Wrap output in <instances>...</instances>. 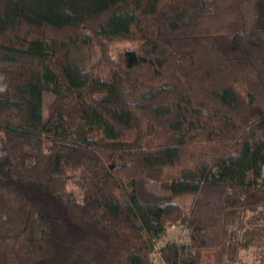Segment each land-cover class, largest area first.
Returning <instances> with one entry per match:
<instances>
[{"label":"trees","instance_id":"1","mask_svg":"<svg viewBox=\"0 0 264 264\" xmlns=\"http://www.w3.org/2000/svg\"><path fill=\"white\" fill-rule=\"evenodd\" d=\"M0 89V264H264V0H0Z\"/></svg>","mask_w":264,"mask_h":264},{"label":"rangeland","instance_id":"2","mask_svg":"<svg viewBox=\"0 0 264 264\" xmlns=\"http://www.w3.org/2000/svg\"><path fill=\"white\" fill-rule=\"evenodd\" d=\"M139 45L140 42L137 41L136 39L123 38L111 42L109 44V53L112 55H116L119 53V51H122L127 48H138ZM101 53H102L101 47L98 45H94L92 47H81L77 51V54L81 55L84 59L86 58L88 61H95L98 57H100ZM52 100H53V96L47 94L45 97L46 111H47V106L50 104V102H52ZM184 171L185 170L181 169L180 167H166L161 174V178L159 180H151L149 182V187L158 193L165 194L167 193L166 183L172 181L174 178L181 177ZM71 188H74L77 192L79 191V188L75 186L73 183L71 185ZM177 200L183 205L185 209H188L192 204L193 197L191 196L178 197ZM73 216L76 219H79L78 212L77 213L73 212ZM172 239L181 242L190 241L188 231L184 230L180 226H172V227H168L167 234L161 241H159L158 247L162 246L167 240H172ZM259 252L260 251L257 250L256 252L253 251L248 252L245 258L241 260L242 263L263 264V262L257 263L255 260L256 257H259L257 256ZM154 258H155V264H164L160 259L157 251L154 255ZM263 259L264 256H262V261H264ZM252 261L254 262L252 263Z\"/></svg>","mask_w":264,"mask_h":264},{"label":"clouds","instance_id":"3","mask_svg":"<svg viewBox=\"0 0 264 264\" xmlns=\"http://www.w3.org/2000/svg\"><path fill=\"white\" fill-rule=\"evenodd\" d=\"M0 91H2V89H0Z\"/></svg>","mask_w":264,"mask_h":264},{"label":"built area","instance_id":"4","mask_svg":"<svg viewBox=\"0 0 264 264\" xmlns=\"http://www.w3.org/2000/svg\"><path fill=\"white\" fill-rule=\"evenodd\" d=\"M159 254V253H158ZM159 257H160V255H159Z\"/></svg>","mask_w":264,"mask_h":264}]
</instances>
